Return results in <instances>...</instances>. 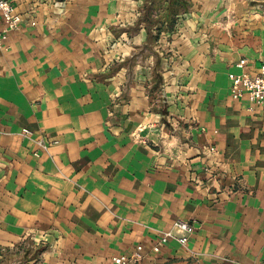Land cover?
I'll use <instances>...</instances> for the list:
<instances>
[{
  "label": "crops",
  "instance_id": "obj_1",
  "mask_svg": "<svg viewBox=\"0 0 264 264\" xmlns=\"http://www.w3.org/2000/svg\"><path fill=\"white\" fill-rule=\"evenodd\" d=\"M10 1L23 19L0 45V263L141 244L133 264H264V103L232 98L228 76L259 69L264 0ZM177 218L188 241L154 252Z\"/></svg>",
  "mask_w": 264,
  "mask_h": 264
},
{
  "label": "built area",
  "instance_id": "obj_2",
  "mask_svg": "<svg viewBox=\"0 0 264 264\" xmlns=\"http://www.w3.org/2000/svg\"><path fill=\"white\" fill-rule=\"evenodd\" d=\"M22 19V14L15 9V6L10 0H0V45L10 30L19 27ZM31 23L33 24L34 21L31 20ZM244 63V58H241L236 62L238 66H243ZM228 76L230 79V96L232 98L246 96L252 103H264V58L262 59L256 73L250 74L246 71L229 72ZM21 133L25 136H30L31 130L27 127H22ZM55 141L56 140L54 139L47 140L44 137L35 138V142L43 149H46L50 143ZM209 150L215 151V146L210 145ZM193 230L194 225L192 222L184 218H177L172 222V225L169 228L163 230L159 234L151 248L154 252L159 251L160 247L170 238H174L179 243L185 244ZM141 250L142 245L137 244L134 250L120 252L111 256L107 261H97L92 264H133L140 259Z\"/></svg>",
  "mask_w": 264,
  "mask_h": 264
},
{
  "label": "rangeland",
  "instance_id": "obj_3",
  "mask_svg": "<svg viewBox=\"0 0 264 264\" xmlns=\"http://www.w3.org/2000/svg\"><path fill=\"white\" fill-rule=\"evenodd\" d=\"M0 264H2V263H0Z\"/></svg>",
  "mask_w": 264,
  "mask_h": 264
}]
</instances>
